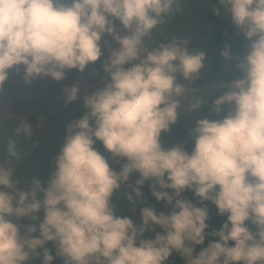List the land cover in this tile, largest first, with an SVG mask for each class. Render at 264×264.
<instances>
[{
  "label": "clouds",
  "instance_id": "9594fccd",
  "mask_svg": "<svg viewBox=\"0 0 264 264\" xmlns=\"http://www.w3.org/2000/svg\"><path fill=\"white\" fill-rule=\"evenodd\" d=\"M183 2L0 0V92L14 67L23 66L25 83L59 82L66 70L84 72L101 60L105 34L119 45L101 65L107 82L83 96L84 115L65 125L46 186L35 176L21 185L14 167L0 162V264H28L33 257L41 264L55 257L63 264H168L173 252L184 264H264V0H209L214 14L230 16L249 41L242 56L233 57L228 45L221 51L241 76L221 84L228 90L211 102L218 116L230 105L226 115L194 119L189 142L169 145L162 136L184 111L178 81L199 78L206 55L186 39L149 41ZM79 92L78 83L65 88L63 103L80 100ZM206 103L197 98L187 111L198 113ZM31 131L25 124L24 132ZM96 141L126 161L119 171ZM133 173L135 199L125 193L133 212L146 181L169 212L145 206L139 224L116 214L112 197ZM186 190L226 215L219 230L206 233L208 208L182 198ZM25 218L37 223H20ZM206 236L218 239L197 251Z\"/></svg>",
  "mask_w": 264,
  "mask_h": 264
},
{
  "label": "trees",
  "instance_id": "16d2710c",
  "mask_svg": "<svg viewBox=\"0 0 264 264\" xmlns=\"http://www.w3.org/2000/svg\"><path fill=\"white\" fill-rule=\"evenodd\" d=\"M213 6L209 0H186V2L181 3L179 12L165 17L164 22L154 30L153 37L149 41V46H154L173 38L186 39L190 49L202 50L206 55L205 67L201 70L199 78L191 81H178L183 83L184 87L188 86V89L185 90V97L181 101L184 111L180 113L177 124L173 126L170 133H165L162 136V139L169 145L189 142L188 131L194 119H221L222 115L218 116L212 111L211 102L228 90L221 84L226 85L241 76L236 68V61L225 60L221 56V51L225 45H228L233 57L242 56L246 53L249 41L232 24L230 16L223 11L219 15L214 14ZM104 60L101 57L95 66L89 65L90 68L85 69L87 74L91 69L96 75V89L107 82V74L103 72L101 66ZM218 81L221 83L214 86ZM3 90L12 93L18 90V86L14 81L7 80ZM82 98L68 105L56 104L47 97L22 96L10 100L11 112L30 121L24 123L5 121L0 125V162L14 167V176L21 182V185L29 182L35 176L46 186L54 171L55 156L64 141L65 125L76 117H82L86 111L83 107ZM197 98H204L207 103L202 106L198 113L187 111L188 104L194 103ZM56 109L61 110L60 113L55 114ZM25 124L31 125V135L24 132ZM186 140L187 142H185ZM10 142L11 148L9 147ZM95 148L108 160L110 167L116 171H119L122 164L126 162L122 158L113 157L99 141H96ZM186 150L190 152L191 148L186 146ZM138 178V174L133 173L129 181L114 193L111 201L116 214L129 216L137 224L140 223V209L145 206L154 207L157 212L167 213L170 211V206H167L163 201L157 202L155 200L149 190L151 182L146 181L141 188L144 194L143 198L136 203L135 212H133L132 205L127 200L125 193L132 194L135 199L132 187L136 186L135 181ZM182 198L192 201L197 206L208 208L209 220L207 223L209 227L206 229V233L219 230L226 221V215H218L215 205L210 201L201 204L191 191L186 190L182 193ZM39 216L42 219L43 213H39ZM20 223L37 222L25 218ZM249 227L255 231L253 225L249 224ZM144 238H154V233H145ZM216 239L218 238L206 236L205 244L197 246V251L206 247L209 241ZM46 247L55 257L54 244L49 242ZM39 251L42 252V250ZM28 264H41V258L33 257L28 261ZM52 264H63V260L55 257ZM168 264H184V261L177 253L173 252Z\"/></svg>",
  "mask_w": 264,
  "mask_h": 264
},
{
  "label": "rangeland",
  "instance_id": "374dc122",
  "mask_svg": "<svg viewBox=\"0 0 264 264\" xmlns=\"http://www.w3.org/2000/svg\"><path fill=\"white\" fill-rule=\"evenodd\" d=\"M115 24L121 35L127 34L126 31L119 25L118 21H115ZM101 47L103 53L102 57L106 59L110 54L109 49L118 48L119 45L112 39L111 36L105 34L102 37ZM87 67H89V65ZM95 76L96 75H94L91 69L88 71V74L85 70L84 72H80L78 70L72 69L66 70L65 78L59 82L49 77H43L34 79L30 83H25L23 79V66H20L19 71H17V69L14 67L13 69L9 70L8 81H14L18 86V90L12 93L7 90L0 92V125L5 121L26 122V120H23L24 118L18 117L11 112L9 106L11 99L22 96H35L39 98L47 97L49 100H51V102L59 105H65L63 103L65 88H69L72 85L78 83L80 85L79 95L81 97L84 95H90L97 86ZM187 89L188 86H185V90ZM230 108V105H225L223 107V112L220 115H226ZM60 111L61 110L56 109L55 114L58 112L60 113ZM185 142H187V140Z\"/></svg>",
  "mask_w": 264,
  "mask_h": 264
}]
</instances>
